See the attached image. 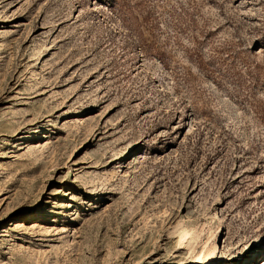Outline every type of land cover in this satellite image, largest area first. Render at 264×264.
<instances>
[{
	"label": "rangeland",
	"instance_id": "obj_1",
	"mask_svg": "<svg viewBox=\"0 0 264 264\" xmlns=\"http://www.w3.org/2000/svg\"><path fill=\"white\" fill-rule=\"evenodd\" d=\"M0 264H264V0H0Z\"/></svg>",
	"mask_w": 264,
	"mask_h": 264
},
{
	"label": "bare ground",
	"instance_id": "obj_2",
	"mask_svg": "<svg viewBox=\"0 0 264 264\" xmlns=\"http://www.w3.org/2000/svg\"><path fill=\"white\" fill-rule=\"evenodd\" d=\"M218 231H219V230H218ZM218 235H219V234H218ZM218 235H217V236H218ZM217 241H218V240H217ZM224 249H225V247H224Z\"/></svg>",
	"mask_w": 264,
	"mask_h": 264
}]
</instances>
